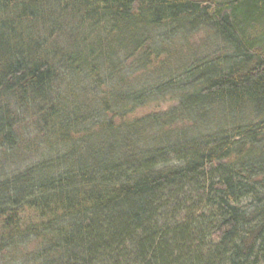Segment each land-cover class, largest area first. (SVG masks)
I'll return each instance as SVG.
<instances>
[{
	"label": "trees",
	"instance_id": "obj_1",
	"mask_svg": "<svg viewBox=\"0 0 264 264\" xmlns=\"http://www.w3.org/2000/svg\"><path fill=\"white\" fill-rule=\"evenodd\" d=\"M10 150L0 264H264V0H0Z\"/></svg>",
	"mask_w": 264,
	"mask_h": 264
},
{
	"label": "rangeland",
	"instance_id": "obj_2",
	"mask_svg": "<svg viewBox=\"0 0 264 264\" xmlns=\"http://www.w3.org/2000/svg\"><path fill=\"white\" fill-rule=\"evenodd\" d=\"M196 28H179L180 30H177L175 33L169 30L165 33H160L162 38L165 40V43L164 45L158 46L160 48H170L171 52H173V55H177L178 60L183 57L181 56L180 51L182 54H186V52H195L197 54L203 53L204 55L208 56L219 54L217 52L218 50L223 51L224 46L221 44L223 42L219 40L214 31H211L209 27L204 24H202L200 28ZM132 70L134 71L135 69ZM173 104V101H170L168 97H164L160 100H153L150 101V103L139 106V108L133 110V112L128 117L139 118L153 112L161 113L172 107ZM23 153L24 152L17 153V150L1 152L0 170L3 168L6 170V172H11L10 169L13 170V161H17L20 155Z\"/></svg>",
	"mask_w": 264,
	"mask_h": 264
}]
</instances>
